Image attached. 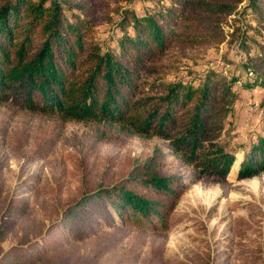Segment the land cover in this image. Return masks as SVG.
Instances as JSON below:
<instances>
[{
	"label": "trees",
	"instance_id": "trees-1",
	"mask_svg": "<svg viewBox=\"0 0 264 264\" xmlns=\"http://www.w3.org/2000/svg\"><path fill=\"white\" fill-rule=\"evenodd\" d=\"M112 1L0 0V107L54 129L83 123L101 144L155 137L165 146L118 180L84 185L39 239L0 249V264H96L82 246L94 241L102 256L132 232L164 235L181 195L200 177L224 182L232 168L238 180L264 173V134L241 163L221 141L235 79L210 70L196 80L162 81L156 65L172 50L219 45L233 36L224 31L229 19L246 12L247 29L260 39L249 59L254 85L264 89V0H158L167 4L141 14L124 9L116 46L104 49L96 27L113 20ZM19 135L20 148L28 136ZM8 209L0 214V244L18 220L15 205Z\"/></svg>",
	"mask_w": 264,
	"mask_h": 264
},
{
	"label": "rangeland",
	"instance_id": "rangeland-1",
	"mask_svg": "<svg viewBox=\"0 0 264 264\" xmlns=\"http://www.w3.org/2000/svg\"><path fill=\"white\" fill-rule=\"evenodd\" d=\"M131 1L110 2L113 20L96 27L95 37L102 48L116 46L121 11L133 9L141 14L144 8L167 4ZM251 24V16L242 13L229 19L224 31L227 36L233 32V36L219 45L172 50L156 62L162 81L196 80L210 70L227 81L235 79L236 97L224 120L221 141L234 161L236 156L241 158L240 163L249 144L264 134V89L254 85L257 75L249 62L258 53L255 41L260 39L247 29ZM246 31L243 47L241 35ZM248 67L251 77L246 76ZM247 84L254 86L247 88ZM3 131L0 214L10 205H15L19 214L14 216L18 220L0 244L1 250L18 241L39 239L84 185L118 180L155 146H165L155 137L101 144L83 123L69 122L54 129L44 119L1 106L0 133ZM52 131L56 136L48 142ZM18 135L28 136L20 148ZM236 173L232 168L224 182L200 177L181 195L164 235L132 232L122 241H113L112 251L102 256L91 241L80 248V254L93 257L96 264H264V173L240 180Z\"/></svg>",
	"mask_w": 264,
	"mask_h": 264
},
{
	"label": "built area",
	"instance_id": "built-area-1",
	"mask_svg": "<svg viewBox=\"0 0 264 264\" xmlns=\"http://www.w3.org/2000/svg\"><path fill=\"white\" fill-rule=\"evenodd\" d=\"M253 75L252 69L246 68V76L251 77Z\"/></svg>",
	"mask_w": 264,
	"mask_h": 264
},
{
	"label": "water",
	"instance_id": "water-1",
	"mask_svg": "<svg viewBox=\"0 0 264 264\" xmlns=\"http://www.w3.org/2000/svg\"><path fill=\"white\" fill-rule=\"evenodd\" d=\"M234 181H236V180H234Z\"/></svg>",
	"mask_w": 264,
	"mask_h": 264
}]
</instances>
